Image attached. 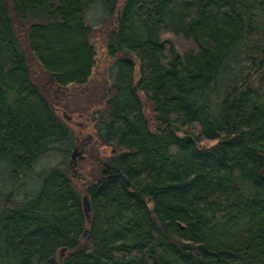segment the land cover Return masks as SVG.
Returning a JSON list of instances; mask_svg holds the SVG:
<instances>
[{"label":"trees","instance_id":"obj_1","mask_svg":"<svg viewBox=\"0 0 264 264\" xmlns=\"http://www.w3.org/2000/svg\"><path fill=\"white\" fill-rule=\"evenodd\" d=\"M99 7L111 88L90 123L110 154L80 190L31 61L57 90L87 86ZM62 142L69 163L33 195L0 182V264H264V0H0L5 180Z\"/></svg>","mask_w":264,"mask_h":264},{"label":"rangeland","instance_id":"obj_2","mask_svg":"<svg viewBox=\"0 0 264 264\" xmlns=\"http://www.w3.org/2000/svg\"><path fill=\"white\" fill-rule=\"evenodd\" d=\"M89 19L88 22L95 26L92 37L100 49V62L91 82L87 86H72L57 90L51 83L50 77L41 70L36 61L33 59L31 61L36 81L44 88L56 106L59 117L66 122L74 133L75 138L79 139V144L76 142V146L78 151H83V153L77 155L75 159L78 162L76 166L78 176H75L73 171L71 174L80 190H83L87 184L98 177L101 163L110 154V148L103 144L95 135L92 123H90V116L94 110L102 106L104 99L110 93L109 67L112 59L106 56L105 47L109 31L114 25V19L106 18L101 7L97 10H90ZM146 112L154 128L156 125L155 115L150 105L146 104ZM68 142L59 143L57 149H53L40 157L32 168L26 172L24 178H22L23 180L21 179L15 184L13 182V184L10 183L11 180L8 176V179L5 180V176L0 170V182H3L2 187L8 192L9 189L13 190L16 197L20 199L33 195L40 188L42 183L41 175L46 169L69 163L70 153L65 154L63 152V149L68 147ZM81 156H84L83 160L80 159Z\"/></svg>","mask_w":264,"mask_h":264},{"label":"water","instance_id":"obj_3","mask_svg":"<svg viewBox=\"0 0 264 264\" xmlns=\"http://www.w3.org/2000/svg\"><path fill=\"white\" fill-rule=\"evenodd\" d=\"M82 153H83V151L79 152L78 151V147L76 146L74 148L72 154H71L70 165H71L72 171L74 172L75 176L76 175L78 176V169L76 168L78 162L75 161V159H76L77 155H81ZM80 159L83 160L84 156H81ZM84 209H85L87 221L90 222L91 221V210H92V207H91V203H90V200H89L87 195L84 196ZM86 233H87V230H86L85 234Z\"/></svg>","mask_w":264,"mask_h":264},{"label":"flooded vegetation","instance_id":"obj_4","mask_svg":"<svg viewBox=\"0 0 264 264\" xmlns=\"http://www.w3.org/2000/svg\"><path fill=\"white\" fill-rule=\"evenodd\" d=\"M76 142H77V144H79V139H78V138L76 139ZM77 144H76V145H77ZM76 145H75V147H76ZM71 170H72V168H71Z\"/></svg>","mask_w":264,"mask_h":264}]
</instances>
